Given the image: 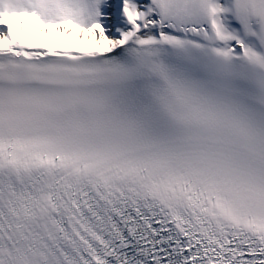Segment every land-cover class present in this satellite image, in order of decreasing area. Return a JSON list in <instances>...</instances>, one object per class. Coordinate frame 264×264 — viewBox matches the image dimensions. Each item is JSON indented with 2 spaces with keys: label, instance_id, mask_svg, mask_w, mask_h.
Wrapping results in <instances>:
<instances>
[{
  "label": "snow or ice",
  "instance_id": "snow-or-ice-1",
  "mask_svg": "<svg viewBox=\"0 0 264 264\" xmlns=\"http://www.w3.org/2000/svg\"><path fill=\"white\" fill-rule=\"evenodd\" d=\"M0 264H264V0H0Z\"/></svg>",
  "mask_w": 264,
  "mask_h": 264
}]
</instances>
